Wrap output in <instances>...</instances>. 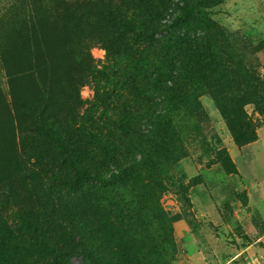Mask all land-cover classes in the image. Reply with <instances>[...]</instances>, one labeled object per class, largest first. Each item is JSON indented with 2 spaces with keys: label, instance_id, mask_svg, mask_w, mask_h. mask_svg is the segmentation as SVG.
Returning a JSON list of instances; mask_svg holds the SVG:
<instances>
[{
  "label": "rangeland",
  "instance_id": "obj_1",
  "mask_svg": "<svg viewBox=\"0 0 264 264\" xmlns=\"http://www.w3.org/2000/svg\"><path fill=\"white\" fill-rule=\"evenodd\" d=\"M204 11L197 20L209 28L194 37L207 40L215 63L190 75L173 67L175 84L161 67L147 71L109 52L104 28L83 18L78 47L87 45L94 72L73 58L55 73V119L45 124L15 119L0 69L7 228L28 242L27 223L48 232L54 220L71 222L72 264H264L255 202L264 154L253 147L264 142V0H221ZM232 129L255 140L236 145ZM75 169L109 180L79 179Z\"/></svg>",
  "mask_w": 264,
  "mask_h": 264
},
{
  "label": "trees",
  "instance_id": "obj_2",
  "mask_svg": "<svg viewBox=\"0 0 264 264\" xmlns=\"http://www.w3.org/2000/svg\"><path fill=\"white\" fill-rule=\"evenodd\" d=\"M220 1L12 0L0 7V69L9 88L10 111L16 120L25 119L29 126H35L37 119L45 124L49 115L54 120V96L48 84L55 73L73 58L77 59L78 68L94 72L87 45L78 47L83 18L93 17L97 26L104 28L109 52L147 71L161 67L160 73L174 84L170 77L173 67L186 75L207 69L215 59L209 54L207 40L195 38L194 32L209 28L207 20H201L204 10ZM77 77L83 81L81 74ZM174 97L168 94V101ZM69 117H74L73 109ZM231 131L236 145L255 140L253 133H244V141H240L241 136L234 129ZM60 150L69 153L67 149ZM75 174L87 181L109 180L76 169ZM27 224L32 227L28 242L0 219V264H72L68 256L79 252L73 246L77 227L71 222L62 226L54 220L47 232Z\"/></svg>",
  "mask_w": 264,
  "mask_h": 264
},
{
  "label": "crops",
  "instance_id": "obj_3",
  "mask_svg": "<svg viewBox=\"0 0 264 264\" xmlns=\"http://www.w3.org/2000/svg\"><path fill=\"white\" fill-rule=\"evenodd\" d=\"M256 145V147H258L261 151H262V153L264 154V142H262V143H257V144H254L253 145V147ZM252 147V148H253ZM257 153H259V152H257ZM255 181H258V179L257 180H255ZM264 181V179H260L259 180V182H263ZM259 182H257V183H259ZM257 195H258V197H257V199L255 200V202H256V205H257V207L259 208V209H263L262 211H264V188H263V190L262 191H258L257 192ZM250 246H252V245H250ZM249 247H245V250H247ZM254 252H256V248H254ZM249 258H251V254H249V256H248Z\"/></svg>",
  "mask_w": 264,
  "mask_h": 264
}]
</instances>
